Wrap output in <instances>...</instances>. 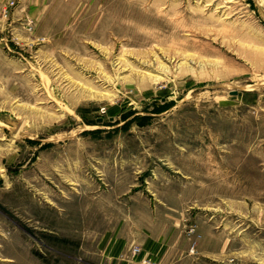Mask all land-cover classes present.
Masks as SVG:
<instances>
[{"label":"rangeland","instance_id":"obj_1","mask_svg":"<svg viewBox=\"0 0 264 264\" xmlns=\"http://www.w3.org/2000/svg\"><path fill=\"white\" fill-rule=\"evenodd\" d=\"M0 264H264V0H0Z\"/></svg>","mask_w":264,"mask_h":264},{"label":"water","instance_id":"obj_2","mask_svg":"<svg viewBox=\"0 0 264 264\" xmlns=\"http://www.w3.org/2000/svg\"><path fill=\"white\" fill-rule=\"evenodd\" d=\"M237 92L236 91H234V94H236Z\"/></svg>","mask_w":264,"mask_h":264}]
</instances>
